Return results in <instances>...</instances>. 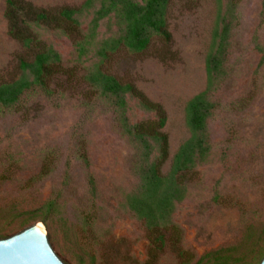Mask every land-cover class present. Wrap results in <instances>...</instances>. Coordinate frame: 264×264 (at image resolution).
<instances>
[{
  "label": "rangeland",
  "instance_id": "obj_1",
  "mask_svg": "<svg viewBox=\"0 0 264 264\" xmlns=\"http://www.w3.org/2000/svg\"><path fill=\"white\" fill-rule=\"evenodd\" d=\"M6 1L0 0V82L21 75L19 60L26 55L8 33ZM29 1L57 8L79 7L86 0ZM219 1H170L173 40L165 60L159 55L165 47L154 41L142 53L120 49L106 63L108 71L134 82L165 107L170 158L164 172L190 137L187 102L207 87L206 57ZM237 2L228 76L215 95L217 108L209 121L211 151L172 216L182 234L180 248L192 263L220 248L233 249L230 264H258L264 255V0ZM92 16L93 9L82 15L84 32ZM115 27L112 18L105 19L98 38L117 34ZM42 35L73 72L54 85L51 97L35 91L18 110L0 114V225L13 229L8 237L43 223L37 212L27 210L55 199L58 206L43 225L66 264H141L147 258V231L124 205L139 183L138 149L120 127L112 105L84 82L89 62L78 59L74 42L54 30H42ZM129 116L134 122L150 117L133 101ZM49 163L50 172L40 176ZM15 202L27 212L11 211ZM154 264H181L178 248L168 241Z\"/></svg>",
  "mask_w": 264,
  "mask_h": 264
},
{
  "label": "trees",
  "instance_id": "obj_2",
  "mask_svg": "<svg viewBox=\"0 0 264 264\" xmlns=\"http://www.w3.org/2000/svg\"><path fill=\"white\" fill-rule=\"evenodd\" d=\"M170 1L86 0L79 7L45 8L29 0H7L4 16L8 33L22 45L26 55L19 60L21 75L15 80L0 82V114L18 110L32 92L51 97L55 93L54 85L63 76L72 75L73 70L64 66L62 55L43 38L42 30H54L67 36L74 42L78 59L89 62L85 66L84 82L96 97L106 99L112 105L120 127L138 149L136 174L139 183L135 190L126 195L124 205L145 225L147 231V258L141 264L156 263L168 241L178 248L181 264H230L235 253L229 248L208 252L192 263V258H186V251L180 248L182 234L180 228L173 224L172 216L178 203L186 198L187 186L194 180L196 168L208 159L211 151L209 121L217 108L215 95L228 76L226 69L232 32L237 21V0H226V3L219 1L217 24L206 57L207 87L186 104L185 119L190 137L180 145L168 172H164L170 158L165 107L151 100L134 82L121 79L106 67L109 58L118 50L142 53L154 41L165 47L159 53L160 58L165 60L170 55L173 40L172 32L168 29ZM92 9L89 29L84 32L80 27L81 17ZM107 18L114 20L117 34L99 39L98 29ZM132 101L150 117L131 121L129 111ZM82 157L89 165L88 156L84 153ZM51 168L50 163L45 165L40 176L48 174ZM4 178H8V175ZM89 183L95 195L94 177H90ZM56 206L57 200L50 199L27 211L37 212L35 217L46 224ZM24 208L15 202L11 211L27 212ZM9 226L0 225V238L13 231Z\"/></svg>",
  "mask_w": 264,
  "mask_h": 264
},
{
  "label": "water",
  "instance_id": "obj_3",
  "mask_svg": "<svg viewBox=\"0 0 264 264\" xmlns=\"http://www.w3.org/2000/svg\"><path fill=\"white\" fill-rule=\"evenodd\" d=\"M0 264H66L53 249L43 223L0 238ZM259 264H264V257Z\"/></svg>",
  "mask_w": 264,
  "mask_h": 264
}]
</instances>
